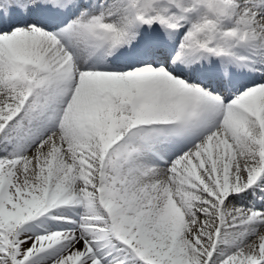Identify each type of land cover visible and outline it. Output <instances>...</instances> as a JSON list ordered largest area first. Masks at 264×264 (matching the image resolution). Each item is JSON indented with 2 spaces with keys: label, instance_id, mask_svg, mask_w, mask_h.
<instances>
[{
  "label": "snow or ice",
  "instance_id": "obj_1",
  "mask_svg": "<svg viewBox=\"0 0 264 264\" xmlns=\"http://www.w3.org/2000/svg\"><path fill=\"white\" fill-rule=\"evenodd\" d=\"M0 264H264V0H0Z\"/></svg>",
  "mask_w": 264,
  "mask_h": 264
}]
</instances>
